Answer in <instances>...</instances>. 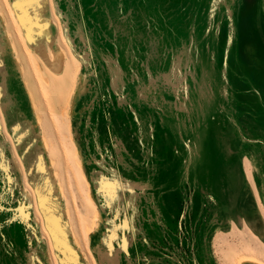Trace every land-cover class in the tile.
<instances>
[{"label":"rangeland","instance_id":"1","mask_svg":"<svg viewBox=\"0 0 264 264\" xmlns=\"http://www.w3.org/2000/svg\"><path fill=\"white\" fill-rule=\"evenodd\" d=\"M3 1L0 264L264 263V0Z\"/></svg>","mask_w":264,"mask_h":264},{"label":"bare ground","instance_id":"2","mask_svg":"<svg viewBox=\"0 0 264 264\" xmlns=\"http://www.w3.org/2000/svg\"><path fill=\"white\" fill-rule=\"evenodd\" d=\"M3 2H5V4H8V7H10L9 6V3L7 2V1H3ZM1 4V3H0ZM2 7V6H1ZM6 8H7V6H6ZM11 8H12V6H11ZM8 9V8H7ZM10 9V8H9ZM0 10H2L3 11V9L2 8H0ZM12 11H13V9H11ZM11 10H9L8 11V13L10 14L11 13ZM14 12V11H13ZM12 12V13H13ZM0 14H1V12H0ZM5 14V13H4ZM2 15V14H1ZM10 15H12V16H14L15 15V13H14V15L13 14H10ZM9 15V16H10ZM12 18H17L16 16H14V17H12ZM11 18V19H12ZM14 19V20H15ZM13 20V19H12ZM11 20V21H12ZM13 20V21H14ZM12 21V24H13V26H14V22H16V21H14L13 22ZM22 21L25 23V20L24 19H22ZM19 22H17V23H15V27L17 26V24H18ZM23 23V24H24ZM23 27V26H22ZM8 28H10L8 25H7V28L6 29H8ZM20 28V27H19ZM17 29V31L19 32V34H21L20 32V30H18V27L16 28ZM22 29V31H23V28H21ZM9 30V29H8ZM23 33V32H22ZM22 35L23 34H21V36H19V37H21L22 38ZM12 38H14L13 37V35H12ZM12 38H11V36H10V34H6V39H5V45L8 47L9 46V48L11 49V52H12V55H13V59H14V61L19 65V68L22 70V76L23 75H25V71H24V69H25V66L22 64V63H19V58H21V57H18V55H17V48L19 49V50H21L19 47V45H18V43L17 42H15V43H17L16 45H18L17 47H16V45H15V43L13 42V40H12ZM23 38H25L24 37V35H23ZM22 38V39H23ZM17 39H19V38H17ZM22 39H21V41H22ZM16 41V40H15ZM17 41H19V40H17ZM22 42H24L25 43V40H23ZM18 54H19V51H18ZM48 59H49V61L50 62H53L54 61V57H55V55L53 54V51H52V54L51 53H49L48 54ZM24 66V68H23V66ZM23 78V77H22ZM73 78L76 80V83L78 84V79H79V74H78V72H75L74 73V76H73ZM24 80V79H23ZM24 83V82H23ZM26 83H27V81H26ZM28 84V83H27ZM28 86V85H27ZM27 86H24V91H25V93H26V95H27V100L31 103V105H32V107H33V109L35 110V107H36V101H35V97L33 96L34 94L33 93H31L30 91H29V89L27 88ZM29 87V86H28ZM33 94V95H32ZM77 154H79V151H77ZM56 177V176H55ZM57 188H58V192H60V193H62V185L59 183V181L57 180ZM234 209L232 208V211H230V213H231V215L230 216H235V215H237V213H235L234 211H233ZM240 214V213H239ZM249 218V223L250 224H252V226L254 227V229L255 230H257L261 235H264V221H263V217H261L258 213H251V215L248 217ZM96 219H99V216H96ZM95 226H98V225H96L95 224ZM242 261L240 262V264H264L263 262H261L260 260H258L257 258H255V257H253V256H250V257H243L242 259H241Z\"/></svg>","mask_w":264,"mask_h":264},{"label":"crops","instance_id":"3","mask_svg":"<svg viewBox=\"0 0 264 264\" xmlns=\"http://www.w3.org/2000/svg\"><path fill=\"white\" fill-rule=\"evenodd\" d=\"M41 3L42 0H40ZM53 6L60 9V4L62 3L61 0H52ZM63 1V0H62ZM47 2V9L48 11H51L50 7V1L45 0V3ZM68 4L71 6L73 10H80L83 12H89V20L96 26L98 22H94L95 17L102 16L103 14L106 15L107 12L115 10L118 14L122 10L121 7H123V0H67ZM78 6H77V5ZM84 15V16H85ZM87 16V15H86Z\"/></svg>","mask_w":264,"mask_h":264},{"label":"trees","instance_id":"4","mask_svg":"<svg viewBox=\"0 0 264 264\" xmlns=\"http://www.w3.org/2000/svg\"><path fill=\"white\" fill-rule=\"evenodd\" d=\"M127 27H129V26H127ZM121 44H122V43H121L120 41L118 42V44L116 43L117 51H118V45L121 46ZM96 48L100 51V50L102 49V45H98V44H96ZM128 51H129V50H128ZM128 51H127V48H125V52H124V54H123V58H129V57H132L131 54H127ZM100 55H101V54H100Z\"/></svg>","mask_w":264,"mask_h":264},{"label":"snow or ice","instance_id":"5","mask_svg":"<svg viewBox=\"0 0 264 264\" xmlns=\"http://www.w3.org/2000/svg\"><path fill=\"white\" fill-rule=\"evenodd\" d=\"M18 6V5H17Z\"/></svg>","mask_w":264,"mask_h":264}]
</instances>
